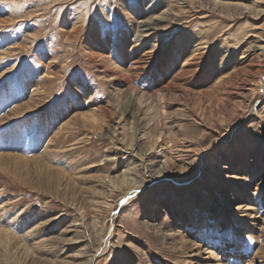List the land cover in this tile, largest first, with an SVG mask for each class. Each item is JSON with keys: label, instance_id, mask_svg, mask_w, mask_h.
Returning a JSON list of instances; mask_svg holds the SVG:
<instances>
[{"label": "rangeland", "instance_id": "374dc122", "mask_svg": "<svg viewBox=\"0 0 264 264\" xmlns=\"http://www.w3.org/2000/svg\"><path fill=\"white\" fill-rule=\"evenodd\" d=\"M0 155V264H264V0H0Z\"/></svg>", "mask_w": 264, "mask_h": 264}, {"label": "bare ground", "instance_id": "6f19581e", "mask_svg": "<svg viewBox=\"0 0 264 264\" xmlns=\"http://www.w3.org/2000/svg\"><path fill=\"white\" fill-rule=\"evenodd\" d=\"M142 26V25H141ZM148 26V25H147ZM144 27H145V25H144ZM143 28V27H142ZM148 35V34H147ZM256 80V79H255ZM254 81V80H253ZM259 85H261V84H259ZM258 90V89H257ZM135 105V103H134V101H133V99H131V97L129 98V103L127 104V105H125V107H124V109H123V112H125V113H133L132 112V107ZM139 106V105H138ZM138 111V113H139V109L137 110ZM96 119V118H95ZM141 119V118H140ZM140 119L137 117V118H134L133 119V121H134V125H133V131H132V135H133V137H132V141L130 142V144H123L124 143V141H122V140H119V139H116L115 137V143L113 144L115 147H114V149H116V148H119V150H125L126 151V153H127V156H129L130 158H131V155L133 156V157H135L136 156V153H135V149H134V147L135 146H137V143H138V141L140 140V138H139V134L141 133V131H143L142 130V127L143 126H141V121H140ZM92 122H94V120L92 121ZM143 125V124H142ZM57 132V131H56ZM113 137V136H112ZM117 137V136H116ZM128 140V139H127ZM128 143V142H127ZM154 143H156L157 144V146H161L162 144L159 142V141H156V142H154ZM139 146V145H138ZM156 146V145H155ZM156 146V147H157ZM152 148H153V146H151ZM60 148V147H59ZM67 149V148H66ZM130 149V150H129ZM65 150V149H64ZM118 150V149H117ZM118 150V151H119ZM151 150H153V149H151ZM114 151H116V150H114ZM117 151V152H118ZM151 152V151H150ZM55 153L58 155V154H62V153H64L63 151H61L60 149H59V152H56L55 151ZM69 153H71V152H69ZM63 155V154H62ZM65 155V154H64ZM149 155H150V153H147V152H144L143 151V156L141 157V159L140 160H142L141 162L142 163H148V162H146L147 160H149L148 158H150L149 157ZM6 157H8V156H6ZM39 157V156H38ZM138 157V156H137ZM0 158L2 159V157H1V155H0ZM25 158V157H24ZM64 158V157H63ZM143 158V159H142ZM144 158H145V161H144ZM13 160H14V158H13ZM20 160V159H19ZM29 160V159H28ZM32 160V159H31ZM64 160V159H63ZM15 161V160H14ZM13 161V162H14ZM27 161V160H26ZM36 161V160H35ZM37 161H38V159H37ZM36 161V162H37ZM7 161H5V162H3V161H1V163H6ZM16 162V161H15ZM0 163V164H1ZM28 163V162H27ZM142 163H141V165H142ZM151 163V162H150ZM37 164V163H36ZM152 164V163H151ZM168 164V163H167ZM15 166H16V164H15ZM19 166H20V164H19ZM35 166V165H34ZM76 166V165H75ZM146 166V165H145ZM39 167V166H38ZM135 167V166H134ZM1 168H2V166H1ZM148 168V167H147ZM151 169V168H150ZM148 170L147 172H144V171H140V173L138 174V170L137 171H135L134 170V168L133 167H129V168H126L125 170H124V172H123V175H122V180H121V182H119V184H116V182L113 180L114 178H112V177H110V176H108V175H105V178H106V180H107V182H109L108 184H109V186L111 187V192L113 193L114 191L116 192V191H118V190H123L122 191V193H124V195H126L127 193H128V191L129 190H131L134 186H136L137 184H143L144 182H146L147 181V178H149V177H151L152 176V171L151 170ZM53 170V169H52ZM62 171V170H61ZM148 173V174H147ZM61 174V173H60ZM133 174H135L138 178L136 179H134V178H132L131 176L133 175ZM161 174V173H160ZM103 177V176H102ZM104 178V177H103ZM104 180V179H103ZM111 182H113V183H111ZM109 188V187H108ZM110 189V188H109ZM121 192V191H120ZM113 195H115L116 196V194H114L113 193ZM118 196H120V195H117L116 197H118ZM107 205H106V208L108 209V211L110 212L111 211V209L114 207V204H115V202H105ZM5 204V203H4ZM4 204H2L1 206H0V212H2L3 213V216H5L4 215V213L6 214V217L4 218V223H3V226L0 228V247H1V249H3L4 251H9V250H12L13 248V246H17V248L19 249V250H22L23 252L22 253H24V254H26V255H34L33 253L34 252H32V249H33V247L35 246V244H36V246L37 247H39V246H41L42 244H45L46 242L44 241V240H40V241H38V242H34L35 244L34 245H32V246H26V245H22V242H21V240H20V238H18L19 236H18V232H16V231H22V234L24 235V238H26V239H29V240H34L35 239V237L38 235V229H40L39 228V225H32V224H34L33 223V221H30L31 219H26L25 217L23 218V213H18L17 215H14L11 211L13 210V208L11 209V211L10 210H8L7 209V206H9L10 204H8L7 206H5ZM116 205V204H115ZM11 208V207H10ZM16 213V212H15ZM85 214V213H84ZM1 215V214H0ZM2 216V217H3ZM82 216V215H81ZM104 216V215H103ZM22 218V219H21ZM3 219V218H2ZM81 219L82 220H84L85 219V215L83 216V217H81ZM80 219V220H81ZM100 219L98 218V217H94V221L95 222H100L99 221ZM3 222V221H2ZM95 224V223H94ZM87 225V224H86ZM103 225V224H102ZM82 226V225H81ZM80 226V227H81ZM95 228H96V236L98 237V238H101V232L103 231V229L101 228V226L99 227L98 226V231H97V225L95 224V225H93ZM94 227H93V229H94ZM87 228V227H86ZM89 228V227H88ZM95 230V229H94ZM94 232V233H95ZM85 236V235H84ZM40 238V237H39ZM87 238V237H86ZM79 239V238H78ZM75 240V239H74ZM91 240V239H90ZM101 241H102V239H101ZM100 241V242H101ZM104 242V241H103ZM103 242H101L100 243V246H98L99 248H98V251H100V253L103 251V252H105L106 250H107V242H104V248L102 249V246H103ZM91 243H92V241H91ZM93 244V243H92ZM99 244V243H98ZM45 247H46V244L44 245ZM87 246V245H86ZM93 246V245H92ZM34 248H36V247H34ZM40 248V247H39ZM88 248V247H87ZM86 248V249H87ZM93 248V247H92ZM34 251V250H33ZM257 253V252H256ZM11 254V253H10ZM7 256V255H6ZM83 256V255H82ZM91 257V258H90ZM89 258V261H88V264H91L92 263V261H93V258H96L95 257V255L93 254L92 256H90ZM9 259V258H8ZM12 264V263H11Z\"/></svg>", "mask_w": 264, "mask_h": 264}]
</instances>
